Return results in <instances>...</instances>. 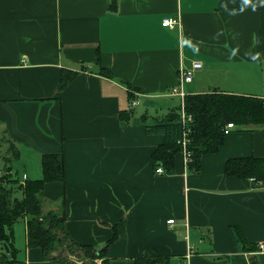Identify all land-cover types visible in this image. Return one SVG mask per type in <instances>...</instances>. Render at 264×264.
Wrapping results in <instances>:
<instances>
[{
    "label": "crops",
    "instance_id": "obj_1",
    "mask_svg": "<svg viewBox=\"0 0 264 264\" xmlns=\"http://www.w3.org/2000/svg\"><path fill=\"white\" fill-rule=\"evenodd\" d=\"M167 16L178 24L163 26ZM193 61L192 80L180 82ZM62 68L77 73L58 89ZM173 85L263 99L264 0H0V176L40 178L42 155L60 156L63 181L40 191L45 210L61 201L68 238L103 246L107 264L143 254L264 264V252L237 249L228 230L264 241V182L224 173L227 158L264 157V117L235 125L201 155L199 172L180 149L173 172L156 173L163 135L140 119L172 108ZM134 92L153 114L134 107L124 119ZM25 220L12 225L10 249L0 243V264H63L57 251L45 259L26 245Z\"/></svg>",
    "mask_w": 264,
    "mask_h": 264
},
{
    "label": "trees",
    "instance_id": "obj_2",
    "mask_svg": "<svg viewBox=\"0 0 264 264\" xmlns=\"http://www.w3.org/2000/svg\"><path fill=\"white\" fill-rule=\"evenodd\" d=\"M99 71L108 77L110 75L108 70L102 66L99 67ZM76 73L77 71L62 68L58 89H63ZM182 104L186 114L190 115L187 124L189 131L186 133V149L190 152L187 167L192 172H199V159L202 154L215 152L223 143L225 136L223 126L227 122L240 126L259 125L264 117L263 99L242 94L221 91L185 93ZM131 109L122 114L124 119L131 115ZM178 109L179 105L175 103L167 113L155 116L151 123L146 121L148 119L145 114L140 119L144 123L146 132L163 135V142L152 151L151 158L154 168L161 166L162 172L166 173L173 172L174 154L182 147L178 140L182 137L184 126L180 121ZM41 167L42 176L40 178L23 182H19L17 178L10 179L7 174L0 176V243L4 242L10 249L12 225L26 217V245L40 247L42 258L53 257L51 255L53 251L63 252L62 245L73 252L72 246L74 245L82 251L83 264H97L95 259L101 257V264H107L104 257L105 249L99 250V246L76 243L68 238L63 227L64 212L61 201L58 203V214L53 207L43 210L40 191L46 182L63 181L62 158L53 153H44L41 157ZM224 173L240 178L249 177L256 186L258 182H264V157L227 158L224 163ZM16 190L20 191L19 196L15 195ZM57 230L61 235L57 234ZM228 230L237 249L256 250V243L247 242L238 226L230 225ZM62 248L64 249V246ZM61 252L58 253L59 258L63 264H67ZM168 263L167 256L143 254L134 259V264ZM252 264L257 263L252 260Z\"/></svg>",
    "mask_w": 264,
    "mask_h": 264
},
{
    "label": "built area",
    "instance_id": "obj_3",
    "mask_svg": "<svg viewBox=\"0 0 264 264\" xmlns=\"http://www.w3.org/2000/svg\"><path fill=\"white\" fill-rule=\"evenodd\" d=\"M178 17H163L161 20V24L163 26H168V27H173L174 25L178 24L179 19H177ZM200 66V63L198 61H193L190 65V67H181L179 69V77H180V82H188L191 81L193 78V73L194 70L196 68H198ZM167 93L169 95H173V96H177L178 97V105H179V116H180V121L184 126V130H183V134L182 137L178 140V143H180L181 150H183V155H184V161L187 162L190 159V152L186 149V133L189 131V128L187 126L189 120H190V115L186 114L185 109H184V105L183 103V97L185 95L184 91L181 90V87L179 85H173L171 86ZM139 102V98H138V93L134 92L133 93V97L130 98L129 101V108L131 109L133 108L135 105H137ZM263 108H264V98H263ZM235 127V124L233 122H227L224 126H223V133L227 134L229 131H231L233 128ZM154 171L156 173H161L163 171L161 166H157L156 168H154ZM168 223H172L173 219L169 218L167 219ZM256 250L259 252H264V241H258L256 243Z\"/></svg>",
    "mask_w": 264,
    "mask_h": 264
},
{
    "label": "rangeland",
    "instance_id": "obj_4",
    "mask_svg": "<svg viewBox=\"0 0 264 264\" xmlns=\"http://www.w3.org/2000/svg\"><path fill=\"white\" fill-rule=\"evenodd\" d=\"M172 102L178 103V102H179L178 97H177V96L174 97V99L172 100ZM139 103H140V104H137V105L134 106L135 109H136L137 111H144V110L148 109L152 114L154 113L153 108H150V107L148 106V104H145V103H143V102H139ZM134 107H133V108H134ZM1 154L3 155L4 153H3V151H2V148L0 147V155H1ZM2 163H3V159L0 158V165H1ZM15 195L19 196V195H20V191H19V190H16V191H15ZM46 207H47V203H46L45 200H44V201H42V208H43V210H45ZM58 209H59V208H58V205H57V206L54 208V210H56L57 214H58V212H59ZM15 224L18 225V224H17V221L14 223V226H15ZM57 231H58L57 234H58V235H61L60 231H59V230H57ZM63 246H64V249L62 248ZM62 247H61V249L63 250V252H61V251H57V252H58V253L61 252V256H63V257L66 258V263H67V264H72V263H74V264H83V260H82V258H83V254H82V251H81L80 248H76V247L73 245V246H72V250H73V252H71V251H69V250L67 249V247L65 248V245H62ZM74 261H75V262H74ZM95 262H96L97 264H101V263H102V257H101V258H96V259H95Z\"/></svg>",
    "mask_w": 264,
    "mask_h": 264
},
{
    "label": "water",
    "instance_id": "obj_5",
    "mask_svg": "<svg viewBox=\"0 0 264 264\" xmlns=\"http://www.w3.org/2000/svg\"><path fill=\"white\" fill-rule=\"evenodd\" d=\"M3 245H4L5 249L7 250L6 244L4 243ZM102 248H104V247H103V246H99L98 249L101 250ZM53 254H54V253H51V255H53Z\"/></svg>",
    "mask_w": 264,
    "mask_h": 264
}]
</instances>
